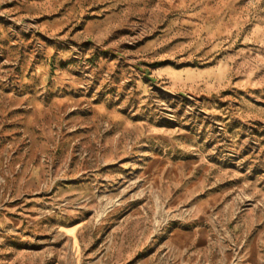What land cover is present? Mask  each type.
Segmentation results:
<instances>
[{"label":"rangeland","instance_id":"1","mask_svg":"<svg viewBox=\"0 0 264 264\" xmlns=\"http://www.w3.org/2000/svg\"><path fill=\"white\" fill-rule=\"evenodd\" d=\"M0 264H264V0H0Z\"/></svg>","mask_w":264,"mask_h":264},{"label":"crops","instance_id":"2","mask_svg":"<svg viewBox=\"0 0 264 264\" xmlns=\"http://www.w3.org/2000/svg\"><path fill=\"white\" fill-rule=\"evenodd\" d=\"M146 228H147V224L144 225V228L139 231V234H144V232H146ZM153 236V231H149L147 237L148 239H151ZM186 235H176L173 237V239H171V247L173 249H181L182 247L180 246V242L182 243V241H184V239L186 238ZM171 247L168 246V248L170 249Z\"/></svg>","mask_w":264,"mask_h":264}]
</instances>
